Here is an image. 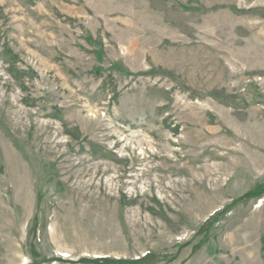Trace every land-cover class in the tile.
<instances>
[{"label": "rangeland", "instance_id": "374dc122", "mask_svg": "<svg viewBox=\"0 0 264 264\" xmlns=\"http://www.w3.org/2000/svg\"><path fill=\"white\" fill-rule=\"evenodd\" d=\"M0 264H264V0H0Z\"/></svg>", "mask_w": 264, "mask_h": 264}]
</instances>
